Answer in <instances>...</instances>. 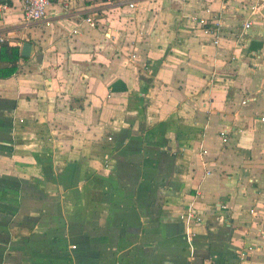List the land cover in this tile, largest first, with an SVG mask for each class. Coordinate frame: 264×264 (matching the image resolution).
Masks as SVG:
<instances>
[{"label":"crops","instance_id":"1","mask_svg":"<svg viewBox=\"0 0 264 264\" xmlns=\"http://www.w3.org/2000/svg\"><path fill=\"white\" fill-rule=\"evenodd\" d=\"M1 2L0 264H264V0Z\"/></svg>","mask_w":264,"mask_h":264},{"label":"built area","instance_id":"2","mask_svg":"<svg viewBox=\"0 0 264 264\" xmlns=\"http://www.w3.org/2000/svg\"><path fill=\"white\" fill-rule=\"evenodd\" d=\"M57 2L58 0H19L20 2V6H21V13H22V17L25 21L28 22H39L44 18L45 15V11L47 9V7L51 4V2ZM65 7V5H64ZM129 8L133 7V4L130 3L128 4ZM7 9V4L6 2H1L0 3V14L3 13L4 11H6ZM205 13L208 14V11H206ZM190 20L198 23L199 25H201L204 28L205 25V20L202 18H196V17H191ZM86 23L89 24V26H93L92 21L86 19L85 20ZM217 26L216 24H214V27ZM249 24L246 23L245 24V28H248ZM211 32L209 30V28H204L203 29V33L207 34ZM5 43V39L2 35V33L0 32V46L3 45ZM133 57V56H131ZM261 122H264V111L262 112V117L260 118ZM222 137V142H225V136L223 134V132H221L219 134ZM178 219L186 224L188 223H194V224H198L200 223V219L197 218L194 214V210L192 209V206H189V208L182 214H180L178 216Z\"/></svg>","mask_w":264,"mask_h":264},{"label":"trees","instance_id":"3","mask_svg":"<svg viewBox=\"0 0 264 264\" xmlns=\"http://www.w3.org/2000/svg\"><path fill=\"white\" fill-rule=\"evenodd\" d=\"M0 55L5 56L6 61L11 65L4 75L9 76L14 70L16 61L19 59L17 48H11L3 44L0 46Z\"/></svg>","mask_w":264,"mask_h":264},{"label":"water","instance_id":"4","mask_svg":"<svg viewBox=\"0 0 264 264\" xmlns=\"http://www.w3.org/2000/svg\"><path fill=\"white\" fill-rule=\"evenodd\" d=\"M33 47L31 44L24 42L20 46L19 55L21 58H29L32 55Z\"/></svg>","mask_w":264,"mask_h":264}]
</instances>
